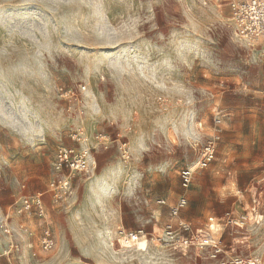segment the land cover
I'll return each mask as SVG.
<instances>
[{"label": "rangeland", "instance_id": "374dc122", "mask_svg": "<svg viewBox=\"0 0 264 264\" xmlns=\"http://www.w3.org/2000/svg\"><path fill=\"white\" fill-rule=\"evenodd\" d=\"M231 1L0 0V214L17 240L8 254L2 243L0 264H219L155 240L180 195L192 228L215 217L231 254L264 264V51L235 36ZM209 115L222 130L200 169ZM96 133L107 147H95ZM76 135L89 171L62 201L45 193L55 246L43 250L42 222L14 207L46 190L55 152ZM184 166L194 171L187 189ZM242 213L245 226L226 223ZM121 228L145 236L124 248Z\"/></svg>", "mask_w": 264, "mask_h": 264}, {"label": "built area", "instance_id": "2783aa9c", "mask_svg": "<svg viewBox=\"0 0 264 264\" xmlns=\"http://www.w3.org/2000/svg\"><path fill=\"white\" fill-rule=\"evenodd\" d=\"M231 21L235 36L244 44L250 47H257L264 51V0H232ZM209 119L214 125V130L210 134L199 151L197 167L200 169L207 168L216 156V143L220 139L221 118L217 115H209ZM77 146H67L58 149L52 159L54 176L46 186L43 192L22 196L18 205L14 207L18 215L31 217L35 216L42 222L40 236L38 238L40 247L43 250H50L55 246V240L51 227L47 222L45 193L51 197L52 203L62 201L66 194L71 190L72 179L81 177L89 171L91 151L80 142L79 136L76 135ZM96 143L95 147L103 145L108 146L110 137L106 133H96L93 136ZM121 156L126 159L129 157L126 143L118 141ZM179 184L183 189L191 186L194 178V171L184 166L178 172ZM160 204H167L164 198L157 200ZM187 205L185 195L178 196L171 204L168 205V219L164 222L161 232L155 236L157 243L164 248L173 250L187 251L194 249L196 251H206L208 257L219 260V264H254V261L247 260L241 256L230 253L231 247L225 248L219 237H214L208 229H194L182 218L181 211ZM9 214H0V246L6 243L9 247L6 254L12 248L17 247V240L14 238L13 228L8 220ZM255 221V217H252ZM251 217L247 214H240L237 217H229L226 223L230 226L243 227ZM211 221V218L209 219ZM27 233V228L23 229ZM117 241L124 248L137 247L145 232L141 228L134 230H125L123 228L117 231Z\"/></svg>", "mask_w": 264, "mask_h": 264}, {"label": "crops", "instance_id": "0c3cea01", "mask_svg": "<svg viewBox=\"0 0 264 264\" xmlns=\"http://www.w3.org/2000/svg\"><path fill=\"white\" fill-rule=\"evenodd\" d=\"M211 218V221H209V219ZM214 219H216L215 217H209L208 218V224H207V226H205V228L204 229H208L209 228V226L210 225H212V230H210V232H211V234L214 236V237H220L221 236V234H218L219 232L221 233V228L219 227L218 228V223H216L215 222V220ZM230 247V246H229ZM73 262H68V263H62V264H79L78 262H79V260H76V259H74V260H72Z\"/></svg>", "mask_w": 264, "mask_h": 264}]
</instances>
